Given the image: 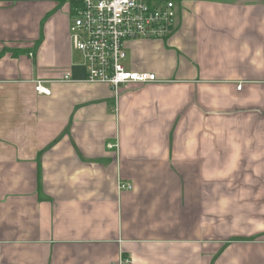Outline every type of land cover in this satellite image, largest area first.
I'll return each mask as SVG.
<instances>
[{
  "label": "crops",
  "instance_id": "1",
  "mask_svg": "<svg viewBox=\"0 0 264 264\" xmlns=\"http://www.w3.org/2000/svg\"><path fill=\"white\" fill-rule=\"evenodd\" d=\"M174 2L116 95L65 0H0V264H264V0Z\"/></svg>",
  "mask_w": 264,
  "mask_h": 264
},
{
  "label": "built area",
  "instance_id": "2",
  "mask_svg": "<svg viewBox=\"0 0 264 264\" xmlns=\"http://www.w3.org/2000/svg\"><path fill=\"white\" fill-rule=\"evenodd\" d=\"M65 1L71 18V41L81 55L87 81L109 84L116 95L123 86L160 82L156 73L127 69L125 49L130 40L167 38L176 22L174 0ZM64 79L69 80V75ZM34 90L51 93L39 81ZM131 188L130 184L118 183V190Z\"/></svg>",
  "mask_w": 264,
  "mask_h": 264
},
{
  "label": "rangeland",
  "instance_id": "3",
  "mask_svg": "<svg viewBox=\"0 0 264 264\" xmlns=\"http://www.w3.org/2000/svg\"><path fill=\"white\" fill-rule=\"evenodd\" d=\"M129 55V54H128ZM130 56V55H129ZM129 57H127V62H129V59H128ZM127 65H128V63H127Z\"/></svg>",
  "mask_w": 264,
  "mask_h": 264
},
{
  "label": "trees",
  "instance_id": "4",
  "mask_svg": "<svg viewBox=\"0 0 264 264\" xmlns=\"http://www.w3.org/2000/svg\"><path fill=\"white\" fill-rule=\"evenodd\" d=\"M60 1H62V0H60Z\"/></svg>",
  "mask_w": 264,
  "mask_h": 264
}]
</instances>
